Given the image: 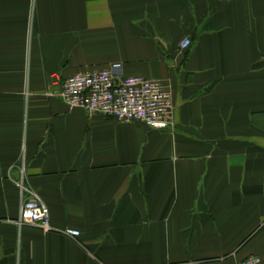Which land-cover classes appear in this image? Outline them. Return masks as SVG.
<instances>
[{
	"label": "crops",
	"instance_id": "0c3cea01",
	"mask_svg": "<svg viewBox=\"0 0 264 264\" xmlns=\"http://www.w3.org/2000/svg\"><path fill=\"white\" fill-rule=\"evenodd\" d=\"M114 64L169 87L173 128L47 94ZM32 194L51 230L19 223ZM249 255L264 264V0H0V264Z\"/></svg>",
	"mask_w": 264,
	"mask_h": 264
},
{
	"label": "built area",
	"instance_id": "2783aa9c",
	"mask_svg": "<svg viewBox=\"0 0 264 264\" xmlns=\"http://www.w3.org/2000/svg\"><path fill=\"white\" fill-rule=\"evenodd\" d=\"M181 48L192 46L190 38L180 43ZM119 64L94 68L65 79L54 76L49 96L60 97L70 109H82L89 115L100 114L119 122H139L155 129H171L175 125V104L168 86L161 80L141 75L119 77ZM20 224H30L45 231L51 230L50 211L45 202L32 194L21 206ZM66 234L78 237L80 231L67 229ZM259 255H249L235 264H262Z\"/></svg>",
	"mask_w": 264,
	"mask_h": 264
}]
</instances>
